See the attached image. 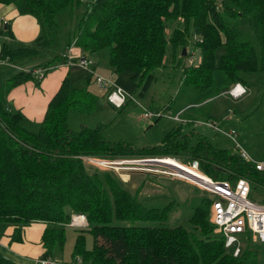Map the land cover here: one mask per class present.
I'll return each instance as SVG.
<instances>
[{
    "label": "trees",
    "instance_id": "1",
    "mask_svg": "<svg viewBox=\"0 0 264 264\" xmlns=\"http://www.w3.org/2000/svg\"><path fill=\"white\" fill-rule=\"evenodd\" d=\"M15 1L0 0V5ZM25 10L41 29L35 47L10 50L3 44L0 49V227L14 226L10 241L22 242L23 227L41 222L40 260L63 264L65 229L72 215L84 214L87 227L77 233L74 264L264 263V243H247L238 256L224 247L208 219V198L193 207L189 227L169 225L174 202L147 206L138 198L144 184L132 194L111 172H90L85 165L87 158L197 161L214 180L246 179L251 192L264 194V171L237 154L214 148L199 134L192 143L194 131L184 134L181 127L167 132L160 146L137 150L104 140L103 126L73 131L69 112L90 115L99 98L67 78L39 124L7 102L8 94L28 80L39 85L36 69L44 70V78L56 64H65L72 47L104 62L115 75L145 82V90L154 72L167 66V54L188 61L183 85L211 89L219 73L225 88L217 95L235 84L248 90L264 80V0H25ZM190 46L200 56L195 66L189 64ZM20 61L39 64L22 67ZM84 232L92 235L91 248ZM0 264L16 263L0 250Z\"/></svg>",
    "mask_w": 264,
    "mask_h": 264
},
{
    "label": "rangeland",
    "instance_id": "2",
    "mask_svg": "<svg viewBox=\"0 0 264 264\" xmlns=\"http://www.w3.org/2000/svg\"><path fill=\"white\" fill-rule=\"evenodd\" d=\"M16 2L24 5L25 1L16 0ZM169 32L167 33L169 34ZM5 41L4 38L0 39V44L2 45ZM21 47L32 48L35 47V43L29 46L21 45ZM191 51L190 46V54ZM198 54L197 52L194 56L195 64L200 63ZM221 54L222 50L218 52V57ZM190 56L192 55H189V58ZM35 62L20 61L18 65L33 67L30 64ZM96 63L106 66L102 61L96 60ZM166 63L167 66L154 72L156 78L146 90L144 89L145 82H132L128 74L113 75L114 73H110L111 71L103 74L102 70H98L99 75L112 79L116 87L130 94L134 100H127L122 108L116 109L109 105L100 94L101 92L93 87L92 93L99 98L97 109L85 116L75 111L69 112L70 129L77 132L81 126L91 129L103 126L101 135L104 140L122 143L137 150L160 146L167 132L181 127L184 134H188L190 130L194 131L195 135L190 137L191 139L189 138L192 143L198 139L197 134H199L205 137L214 148L226 149L235 154V145L238 143L252 160L264 162V80L257 79L244 96L232 99L227 95V92L222 91L217 95L218 90L225 88L219 73L215 75V83L212 88L201 91L202 89L181 83L183 65L189 66L186 59L182 63L167 54ZM148 112L151 113L150 117L146 116ZM175 116H178L179 119L175 120ZM206 121L213 123L218 130L200 124ZM219 130L234 131L236 142L228 139ZM168 158L116 159L112 161L116 165L110 169L94 167L88 162L85 165L90 172L94 169L111 172L119 178L122 187L132 194L137 191L141 183L144 184L139 193L140 200L152 207H163L174 202L172 206L174 211L167 223L169 225L181 223L189 227L187 219L193 207L205 195L194 185L162 174L159 170L155 171L156 169L148 166L145 162L152 159L167 160ZM140 160L144 161L143 166L126 164ZM120 167L126 169H120ZM139 167L143 168L135 170ZM251 199L256 204H264V194L259 190L251 192ZM80 228L67 226L65 229L66 241L61 256L63 264H74L73 246ZM84 234L86 245L91 248L92 235L89 232H84Z\"/></svg>",
    "mask_w": 264,
    "mask_h": 264
},
{
    "label": "built area",
    "instance_id": "3",
    "mask_svg": "<svg viewBox=\"0 0 264 264\" xmlns=\"http://www.w3.org/2000/svg\"><path fill=\"white\" fill-rule=\"evenodd\" d=\"M72 48L68 50L67 62L62 66L68 69L79 68L87 71L95 80L96 85L100 90L104 91L106 102L116 109L122 108L127 100H134V98L125 93L122 89L115 86L114 82L108 78L96 74L93 70L96 65L95 61L90 57L73 56L71 54ZM189 58V64L195 66V55L192 52ZM15 69L18 67L13 66ZM34 73L40 80L43 78L44 70L36 69ZM247 93V89L241 84L233 85L227 92V95L232 99H238ZM150 117L151 113H146ZM178 120V116L174 117ZM174 120V121H175ZM208 128L218 130L215 125L209 121L200 123ZM220 131V130H219ZM224 136L232 141H235L234 131H220ZM236 143V154L244 162L253 165L256 170L264 171V162L252 160L248 154ZM180 168L174 169L171 166L162 168V174L177 178L181 181L194 185L201 191L206 198L210 200L209 207V222L213 225V232L215 235L221 236L224 240V247L230 251L233 256H238L245 244H263L264 243V204L259 205L252 201L249 181L246 179H238L232 183L230 181L214 180L213 178L204 174L199 162L197 161H177ZM152 162L163 161L152 159ZM85 162L94 167L110 169L115 162L109 160H101L95 158H87ZM146 162V161H145ZM124 163V162H123ZM126 163V162H125ZM126 164L143 165L144 161L130 162ZM122 165V162H121ZM72 227L87 226V220L84 214L72 215L69 223ZM38 264H52L49 260H39Z\"/></svg>",
    "mask_w": 264,
    "mask_h": 264
},
{
    "label": "crops",
    "instance_id": "4",
    "mask_svg": "<svg viewBox=\"0 0 264 264\" xmlns=\"http://www.w3.org/2000/svg\"><path fill=\"white\" fill-rule=\"evenodd\" d=\"M25 11V2L24 5L18 4L16 1L8 5H0V39L4 38L6 40L3 44L10 50L22 48L21 45L29 46L35 43L41 34L37 21L27 15ZM2 45L0 44V49ZM71 54L73 56L90 57L85 55L81 49L75 47H72ZM90 58L96 63L95 58ZM38 64L33 63L30 66L33 65L34 67ZM98 70H102L101 73L103 74H107L109 71L113 74L109 67L97 65L96 63L93 71L98 74ZM66 78L76 88L87 86L88 91L92 92L91 89L94 87L95 90L101 92L100 94L105 100L104 91L96 85L89 72L79 68L68 69L61 66V64H56L46 77L40 81L39 85L34 80H28L14 88L8 94L7 102L13 110L22 113L30 122L39 124L44 119L49 102L56 95L61 83ZM44 228L45 224L41 222L25 226L22 230V242H12L10 237L14 226L0 227V250L16 264H38L40 255L43 252L41 236Z\"/></svg>",
    "mask_w": 264,
    "mask_h": 264
},
{
    "label": "bare ground",
    "instance_id": "5",
    "mask_svg": "<svg viewBox=\"0 0 264 264\" xmlns=\"http://www.w3.org/2000/svg\"><path fill=\"white\" fill-rule=\"evenodd\" d=\"M155 162H158V163H160V164H164L165 166H171V168H174V169H178V168H180L179 165H178L176 162H174L172 159H170V158H168L167 160H163V161H155ZM118 165H120V164H118ZM158 166H159V165H158ZM162 166H163V165L159 166V168H156L155 171L159 170V172L162 173V172H161V168H160V167H162ZM135 170H137V169H135Z\"/></svg>",
    "mask_w": 264,
    "mask_h": 264
},
{
    "label": "water",
    "instance_id": "6",
    "mask_svg": "<svg viewBox=\"0 0 264 264\" xmlns=\"http://www.w3.org/2000/svg\"><path fill=\"white\" fill-rule=\"evenodd\" d=\"M186 55V50L185 49H183V52H182V56H185ZM146 163L148 164V166H150V167H152L153 169H156V168H159V164H158V162H152V161H149V160H147L146 161ZM130 165H134V164H130ZM118 166H120V165H118ZM138 166H143V165H138ZM147 166V165H146ZM161 166V165H160ZM143 167H139V168H136V169H138V170H141ZM161 168V171L163 170V168L162 167H160ZM120 169H126V168H121L120 167Z\"/></svg>",
    "mask_w": 264,
    "mask_h": 264
}]
</instances>
